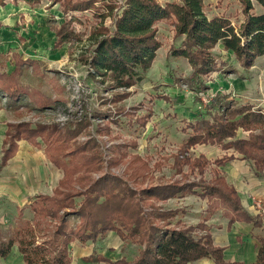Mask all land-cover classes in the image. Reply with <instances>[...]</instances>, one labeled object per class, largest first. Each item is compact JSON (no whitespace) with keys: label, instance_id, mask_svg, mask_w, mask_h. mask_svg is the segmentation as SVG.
Here are the masks:
<instances>
[{"label":"rangeland","instance_id":"rangeland-1","mask_svg":"<svg viewBox=\"0 0 264 264\" xmlns=\"http://www.w3.org/2000/svg\"><path fill=\"white\" fill-rule=\"evenodd\" d=\"M96 1V8L78 13H67L66 5H51L50 0L32 6L24 0H8L0 6V17L17 18L10 26L0 24V76L17 72L11 83L18 95L12 101L10 95L0 91V117L7 124V132L16 134L15 127L21 126L16 154L10 159L7 171L12 172L10 179L14 176L16 181L25 171L33 178L31 188H19L17 183L16 189L15 184L11 186L17 192V200L0 199V234L4 239L27 221L38 224L35 230L38 243L53 236V229L42 219L37 222L32 209L38 206V197H53L65 177L63 170L52 164L46 151L47 146L56 145V137L61 136L50 135L46 128L54 125L64 128L82 121L86 129L81 131L76 142L82 144L91 139L98 143L93 150H98L103 159L101 169L93 172L85 168V178L80 183L73 181L78 191L80 185H87L108 173H114L141 190L147 186L171 182L183 185L223 176L222 166L217 162L232 155V150L225 151L217 144L193 147L186 144L195 132L193 126L197 121L203 117L211 121L220 113L215 106L218 99L227 100L232 106L247 105L264 111V57L256 59L252 68L245 69L237 63L233 53L217 45L213 52L219 65L225 63V67L200 78L203 92L197 93L189 81L192 67L188 61L171 56V49L180 47L183 39L175 36L172 21L167 20L156 24L161 47L141 83L122 90L112 88L109 81L102 83L99 77L94 80L88 63L96 39L103 33L101 26L115 30L111 17L103 21L109 13L107 0ZM114 1L120 6L125 3V0ZM157 1L165 6L179 0ZM253 8L252 13L263 12L257 2H253ZM204 9L209 18L225 17L236 28L244 20L241 0H206ZM61 27H65L66 33L73 32L71 41L58 42L57 31ZM32 131H36L35 137L27 140ZM248 136L243 130L237 134L240 139ZM75 146V141L69 145L70 149ZM92 152L88 154L93 155ZM235 156L240 159L237 154ZM24 191L27 194L21 200ZM81 200V197L75 198L77 204ZM155 206L179 213L171 218V226L205 225L212 236L228 220L222 209L212 212L208 199L191 193L165 202L156 201ZM258 216L264 221L263 215ZM79 221L78 216L72 215L68 220L69 228H74ZM261 231L264 234V226ZM117 237L122 245L119 259L134 260L135 252L137 256L141 250L140 245L123 241L118 233ZM90 256L104 257L101 254Z\"/></svg>","mask_w":264,"mask_h":264},{"label":"trees","instance_id":"trees-1","mask_svg":"<svg viewBox=\"0 0 264 264\" xmlns=\"http://www.w3.org/2000/svg\"><path fill=\"white\" fill-rule=\"evenodd\" d=\"M0 0V6L5 4ZM18 2L19 0H10ZM28 5L40 4L42 0H24ZM51 5H66L67 13H78L96 8V0H50ZM206 0H179L162 6L157 0H125L119 5L114 0H107L108 15L102 16L103 21L111 17L115 30L101 26L103 33L96 39L92 57L88 63L92 69L90 76L98 77L102 83L109 81L115 89H130L141 83L145 74L152 67L161 47L157 39V23L172 21L175 36L183 41L178 48H172L171 56L185 59L192 67L189 79L197 93L203 92L200 78L209 76L212 72L221 71L224 64L217 61L213 50L217 45L234 54L240 66L245 69L253 67L256 59L264 57V0H241L244 20L236 28L225 17L209 18L205 13ZM253 2L262 8L261 14L252 13ZM73 32L66 33L65 27L57 31L59 43L71 41ZM19 68L17 67L16 70ZM15 73H17L15 71ZM14 74L0 76V91L9 96L10 100L18 98L15 95ZM15 83V82H14ZM218 115L208 121L204 117L197 121L193 136L188 139L187 146L198 144H217L234 153L222 158L217 163L224 166L227 162L237 159L247 161L256 177H264V111L252 106H232L228 101L217 100L215 104ZM88 119V118H87ZM86 119V120H87ZM85 123L76 122L73 125L60 128L54 125L50 135L57 134L56 145H48V158L57 168L65 173L59 188L51 196H40L38 206H32L37 222L44 220L53 229L51 237H46L41 243L36 241L37 223L27 221L7 239L0 234V257L7 258L15 246L26 264H70L69 246L73 241L85 244L97 241L109 232H117L123 241L140 245L141 250L136 258L128 261L126 258L114 262L105 257L89 256L84 258L87 263L109 264H193L201 260H211L214 264H248L239 261H227L225 248L215 245V240L205 225L196 227L171 226V218L175 211H163L155 206L156 201H168L171 198L191 193L208 199L209 210L224 211L228 219V229L235 223H247L255 228L263 227L260 217L252 216L241 203L236 189L220 175L211 181L199 180L194 183H173L147 186L138 190L123 181L114 173H108L87 185H80L78 191L73 181L85 178V168L97 172L101 169L102 157L99 146L91 139L77 143ZM89 124V123H88ZM11 128V127H9ZM12 134L8 130L0 157V173L16 154L21 126ZM44 129V130H46ZM249 133L247 138H237L239 131ZM39 131V130H38ZM37 131V132H38ZM26 139H32L34 132ZM68 136V137H67ZM76 143L70 149L71 142ZM94 146V147H93ZM90 148V149H89ZM93 155H89V151ZM79 159V160H78ZM78 161L80 164H78ZM77 164V166L75 164ZM77 175H79L77 177ZM76 197L82 202L77 204ZM79 217V224L69 228L68 220L72 216ZM258 257L255 263L264 264V239L258 238Z\"/></svg>","mask_w":264,"mask_h":264},{"label":"crops","instance_id":"crops-1","mask_svg":"<svg viewBox=\"0 0 264 264\" xmlns=\"http://www.w3.org/2000/svg\"><path fill=\"white\" fill-rule=\"evenodd\" d=\"M17 18L7 15L0 17V24L2 26H10L13 22L16 23ZM3 117H0V157L3 150V143L7 134V124H4ZM227 162L222 166V174L226 182H229L240 196L242 206L249 211L252 216L257 217L264 213V177H256L252 171V167L245 160L238 159ZM8 166V165H7ZM7 166L0 173V199L10 198L17 200L16 192L17 185L23 187H32L33 178L30 173L25 171L24 176L17 181L14 176L10 179L12 172H8ZM25 169V168H24ZM6 176V177H5ZM13 180L14 183L11 184ZM17 183V185H16ZM20 183V185L18 184ZM15 184V189L12 188ZM28 190V189H27ZM33 190V189H32ZM25 192V191H24ZM22 192L20 199H24L27 192ZM20 208V207H19ZM226 220V219H225ZM209 222H213L209 221ZM222 229L214 232L213 238L218 247L225 248V259L227 261H239L243 263H255L258 257L259 242L255 236H262V228H255L247 223H235L231 230L228 229V220L224 221ZM117 233L111 232L105 239L93 243L92 241L85 242V244L75 241L71 243L70 255L72 256L71 264H97L84 262V258L91 254L103 255L105 258L118 260L120 258L121 243L117 240ZM241 239L244 244L240 242ZM137 252V251H136ZM136 252L134 257L136 258ZM133 257V258H134ZM134 258V259H135ZM0 264H26L20 254L18 247L12 250L10 256L6 259L0 257ZM105 264V263H100ZM193 264H214L211 260H201V262Z\"/></svg>","mask_w":264,"mask_h":264},{"label":"built area","instance_id":"built-area-1","mask_svg":"<svg viewBox=\"0 0 264 264\" xmlns=\"http://www.w3.org/2000/svg\"><path fill=\"white\" fill-rule=\"evenodd\" d=\"M262 215L264 216V213Z\"/></svg>","mask_w":264,"mask_h":264}]
</instances>
